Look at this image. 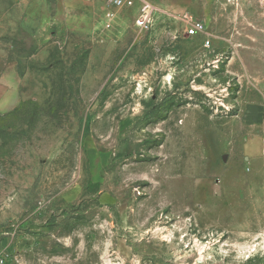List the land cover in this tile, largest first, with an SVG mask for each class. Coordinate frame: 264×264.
Here are the masks:
<instances>
[{
	"label": "rangeland",
	"instance_id": "obj_1",
	"mask_svg": "<svg viewBox=\"0 0 264 264\" xmlns=\"http://www.w3.org/2000/svg\"><path fill=\"white\" fill-rule=\"evenodd\" d=\"M146 1L0 13V264H264V0Z\"/></svg>",
	"mask_w": 264,
	"mask_h": 264
},
{
	"label": "built area",
	"instance_id": "obj_2",
	"mask_svg": "<svg viewBox=\"0 0 264 264\" xmlns=\"http://www.w3.org/2000/svg\"><path fill=\"white\" fill-rule=\"evenodd\" d=\"M86 2L100 1L113 8H130L138 6L135 18V25L139 29L146 28L152 19L156 7L146 0H84ZM205 32L204 23L198 19H187L186 33L189 36H196ZM209 42L207 41V44Z\"/></svg>",
	"mask_w": 264,
	"mask_h": 264
},
{
	"label": "crops",
	"instance_id": "obj_3",
	"mask_svg": "<svg viewBox=\"0 0 264 264\" xmlns=\"http://www.w3.org/2000/svg\"><path fill=\"white\" fill-rule=\"evenodd\" d=\"M12 1L13 0H0V13H5L6 9L12 3ZM132 8L134 7L125 8L124 13H130ZM132 12L136 13L137 10H133ZM19 100L20 95L14 87L4 88L0 84V112H4L13 108L14 106H16Z\"/></svg>",
	"mask_w": 264,
	"mask_h": 264
},
{
	"label": "bare ground",
	"instance_id": "obj_4",
	"mask_svg": "<svg viewBox=\"0 0 264 264\" xmlns=\"http://www.w3.org/2000/svg\"><path fill=\"white\" fill-rule=\"evenodd\" d=\"M156 11V9L153 11V13Z\"/></svg>",
	"mask_w": 264,
	"mask_h": 264
}]
</instances>
